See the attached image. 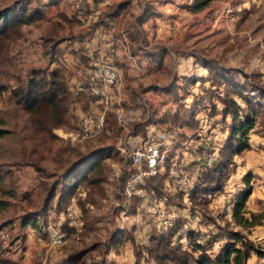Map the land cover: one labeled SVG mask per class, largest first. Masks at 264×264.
<instances>
[{
  "label": "rangeland",
  "instance_id": "374dc122",
  "mask_svg": "<svg viewBox=\"0 0 264 264\" xmlns=\"http://www.w3.org/2000/svg\"><path fill=\"white\" fill-rule=\"evenodd\" d=\"M15 1L17 0H0V8L10 6ZM36 2L32 0L33 5ZM60 2V5L49 7L48 0H40L38 7L48 16L44 22L51 24V33L55 35L53 39L56 42L64 38L69 40L79 38L84 30L80 29L78 24L68 18H62V24L58 21L60 7L71 5L72 0ZM186 7L173 16L179 18L182 25L173 32L170 26L167 28L172 32L170 34H173L172 39L163 41L164 45L150 46L149 50L159 52L161 59L154 60L149 56L157 64V67L146 66L151 73L149 81L138 82L134 87L130 84L131 77L124 75L123 88L114 90L113 103L111 102L112 104L105 110V116L110 113L114 118L116 107L126 108L128 104L135 102L144 88L153 86L154 83H157L159 88H164L173 79H176L177 85L180 86L184 78H194L193 84L185 81L186 91L184 94L179 91V97L175 94L167 97L161 91L156 93L161 103L155 106L154 112L157 114L165 112L161 119L162 123L158 124L156 121L141 123V119L146 117L145 107L142 108L144 104L141 103V106L139 103L132 104L139 108L136 106L138 113L129 125L132 134L141 131L142 139H145L146 132L151 135L163 128L162 124L166 121L179 122L183 127L174 146L166 153L169 173L163 181L162 190L151 188L153 191L151 197L154 200L144 198L140 203L137 202L133 213L127 211V207L122 203L123 177L130 174V171L125 168L127 166L125 159L114 146L115 124L109 125L106 132L87 140L72 141L68 137L69 133L76 130L81 105H87L88 102L83 79L86 63L75 67L71 60L65 62L60 58L52 62L43 59L41 54L36 56L40 59L37 62L40 64L27 66L26 62L21 61L22 51L26 53L35 48V45L39 47L40 52L44 49L42 37L32 39L29 35L19 40L18 36H13L8 43L7 53L0 58V85H3L4 89V93L0 92V130L5 132L0 135V198L5 200L9 198L2 205L1 213L6 218L10 217L9 223L17 219V225L20 217L29 212L35 213L37 226L29 228L37 229L45 240L48 227H60L65 230L68 234L66 242L60 247L52 248L55 252L53 264H65L63 261L66 257L78 250L85 251L81 257L84 264H156L147 257L142 248L149 244L147 240L150 230L159 227L164 221L174 224L173 227L176 229L172 241L174 246L180 245L186 249L195 242L201 245L208 255L214 256L228 242L240 247L241 240L254 249L247 263L264 264V220L258 225L244 229L233 222L231 211L228 209L236 195L245 189L243 177L250 172L251 194L246 202L245 216L264 212V107H262L264 101L259 100L262 106L256 114V125L250 131L251 138L255 141L254 150L257 151L256 146L259 145L263 159L259 161L255 152L235 156L221 189L209 191L210 194L204 199L206 202L204 207L196 205L195 211L192 212L188 202L189 193L205 178L210 167L201 175L199 169L210 158L212 160L217 158V150L226 138L228 126V123L221 121L220 100L225 98L223 87H218L216 80L211 84L213 76L204 68L202 59L215 60L224 67L232 68V74L239 82L253 79L259 85L264 84L262 74L258 71L264 70V0H211L206 10L194 18L187 13ZM40 21L30 24L38 29L43 23ZM191 27L194 29L191 30ZM31 32L33 30L28 34ZM143 41L142 44L149 45L146 40ZM70 53L72 54V51ZM34 63L35 61L32 62ZM32 69L44 70L47 73L61 71L69 92L64 123L50 128L48 136L36 141H32L36 135L32 118L20 105L14 103L11 96V90L19 84L18 81L23 82L31 77ZM251 73H254L253 78ZM76 86L82 88L80 95L71 90V87L76 89ZM255 86L251 85L253 90L245 89L248 91L247 96L254 102L258 100ZM201 88H204V91ZM139 98L138 101L141 102L143 98ZM234 98L240 102L238 98ZM144 102L151 106L150 100L146 99ZM149 113H152V108L149 109ZM105 148L111 150L98 165L90 169L88 176L89 180L97 178L95 184L79 185L71 198L75 204L73 218L68 219L66 214L68 203L56 205L59 182L65 170L95 150ZM258 166L260 167L257 168ZM164 170L165 168L161 174ZM183 176H186L185 184ZM23 177L26 178L25 184L22 181ZM54 183H58L55 185L57 188L46 209L44 200ZM205 223L213 225L220 235L209 239L203 236L206 243L200 244L196 241L203 238L200 232L190 230L200 229ZM130 234L134 243L129 240ZM234 236L239 237L238 241L232 239ZM134 247L142 252L137 263L133 255ZM255 250L261 255H256Z\"/></svg>",
  "mask_w": 264,
  "mask_h": 264
},
{
  "label": "trees",
  "instance_id": "16d2710c",
  "mask_svg": "<svg viewBox=\"0 0 264 264\" xmlns=\"http://www.w3.org/2000/svg\"><path fill=\"white\" fill-rule=\"evenodd\" d=\"M36 1L37 2L33 5L32 0H17L10 6L0 8V58L7 53L10 39L13 36H19V28L22 25L30 24L44 17V11L38 7L40 0ZM210 1L211 0H192L186 9L191 13H197L205 9ZM119 7H121V5L112 6L103 16L107 18L111 17ZM155 15L156 13L154 12L153 6L147 5L142 14L136 19V23L141 26L142 23L148 19H152ZM97 23L96 21L93 25ZM131 37L134 39L137 38V36L132 33ZM145 56L150 59L149 62H153L149 56H152L154 60L161 59V54L153 50L145 52ZM202 63L204 68L209 70L213 76L211 84L215 83L216 80V85L218 87H223L225 98L220 100L222 104L221 121L223 123H228V126L226 138L217 150L216 160L206 172L205 178H203V180L201 179L202 181L197 183L194 190L189 193L188 202L191 205L190 210H192V212L195 211L194 206L202 205L204 207L206 205L204 199L210 194L209 191H218L221 189L224 179L228 175L229 166L233 163V158L249 149V133L256 125V114L262 106L260 101H264V84L259 85L254 82L253 79L239 82V79L232 74V68L224 67L215 60L203 58ZM253 75L254 73H251L252 78ZM193 79L194 78L188 77L184 78V82L180 86L177 85V80L173 79V81L164 88L150 86L147 87L145 91H153L154 93L161 91L164 96L170 97L172 94H175V96L179 97V91L181 94H184L186 91L185 81L193 84L195 82ZM18 82L19 84L11 90V96L15 101L14 103L20 105L22 110L32 118V125L36 133L32 141L44 139V136L49 134L50 128L58 127L64 123L69 92L66 82L63 80V74L59 70L47 73L44 70L32 69L30 78L23 82ZM252 84L256 85L255 87L258 92V100L256 102L247 96L246 92L248 91L245 90L251 88V90H253V87H251ZM201 89L204 91V88ZM1 90H3V87L0 85V91ZM234 97L238 98L240 102H237ZM253 103H255V105ZM262 107H264V105ZM154 113L152 109L151 114L153 115ZM227 119H229L228 122ZM113 124H115V121L112 114L107 113L106 127H109V125L112 126ZM141 129L143 130V126ZM139 132L141 131H137V133ZM3 133L5 132L0 130V135ZM40 136L42 137L39 138ZM109 150H111V148L95 150L89 156H85L72 163L65 170L62 180L59 182L60 188L56 200L57 206L68 203L81 183H87L88 185L95 184L97 178L88 179L91 171L90 169L98 165L109 153ZM34 167L37 168L36 164H34ZM164 168L163 174L160 173L146 180L145 187L148 190L151 188L157 191L162 190L163 181L169 173L168 159L165 161ZM251 175L250 172L244 175L243 183L245 189L236 195L231 210L233 222L244 229L258 225L261 223V220H264V212L259 214L250 213L249 217L245 216L246 202L251 194ZM128 177L129 173L126 177H123V185ZM56 184L54 183L49 188L45 197L44 207H46V209L48 202L54 197V192L57 188L55 186ZM201 185H203V187H201ZM201 197H203V199ZM138 201V199H132L127 211L131 213L135 212ZM59 211H61V209H59ZM36 219V214L29 212L20 217L19 226L21 228L27 226L36 227ZM175 235L176 229L173 226L167 230L161 231H156L152 228L147 240L149 244L144 246L142 251L146 253L148 258L154 260L156 264H250L247 263V260L251 257V252L254 251L250 244H246L239 240L241 243L240 247H236L233 242H228L224 244L214 256H210L201 245L195 242H192L186 249L180 245L174 246L172 241ZM232 239L238 241L239 237L234 236ZM129 240L134 243L131 234ZM84 253V250L75 251L67 256L63 262L65 264H84L81 260ZM195 253H198L197 256H194ZM141 254L142 252L139 248H133L135 263L139 261ZM255 254L258 256L261 255V253L256 250Z\"/></svg>",
  "mask_w": 264,
  "mask_h": 264
},
{
  "label": "built area",
  "instance_id": "2783aa9c",
  "mask_svg": "<svg viewBox=\"0 0 264 264\" xmlns=\"http://www.w3.org/2000/svg\"><path fill=\"white\" fill-rule=\"evenodd\" d=\"M96 1L72 0L71 16L79 22L91 23L97 14L94 9ZM105 1L108 2L109 0ZM94 35L98 41H103L109 36L110 46L106 56H100L96 51L91 53L90 64L84 74V91L87 95L88 102L87 105H81L82 113L77 120L76 130L68 134V137L72 141L87 140L107 131L105 110L113 103L112 99L114 96L112 94L114 90H119L123 82V75L113 61L115 52L119 46L129 59L131 65L138 70L134 82L149 81L148 79L151 73L149 69H146V66H156L155 62H149L150 59L145 56V52L150 48L149 45L138 43L136 47L137 53L132 51L128 35L124 30L117 28V19L115 16L110 18L106 25L97 28ZM21 61H27L24 55L21 56ZM141 68L143 70H140ZM139 97L143 98L139 102V105L141 106V103H143L142 108L145 107L146 110V117L143 120L141 119V123L151 122V120L156 121L158 124L162 123L161 119H163L165 112H161L160 114L156 112L151 116L149 113L151 106L144 102L146 98L142 94ZM164 100L166 99L164 98ZM136 108L132 104H128L126 108L119 106L114 110L116 128L114 146L125 159L127 165L125 168H127V171H130L129 177L126 179L121 191L122 203L127 208L132 199H138L139 203L144 198L154 200L151 197L153 191H147L145 182L148 178L155 177L161 173L164 168L166 153L174 146L176 139L183 131V127L179 122L166 121L162 124L163 128L158 129L156 133L151 135L146 132L145 139H142L143 134L141 132L139 134H132L129 125L130 121L137 115ZM215 160L216 158H213V160L210 158L201 168L199 167V175L205 173ZM185 177H182L184 184L186 183ZM228 209L231 211L232 205H229ZM74 211V200L70 199L66 207L68 219L73 218ZM172 226H174L173 222L164 221L159 227L153 228L156 231H161L167 230ZM213 227V225L205 223L200 229L189 230L192 232H200L202 237L204 236L206 239H209L213 236L220 235ZM186 234L188 235V232ZM67 237V232L60 227L50 226L46 230L48 244L52 247L62 246L66 242ZM204 237L196 241L200 244H205L206 239ZM222 237L223 239L225 238L224 236Z\"/></svg>",
  "mask_w": 264,
  "mask_h": 264
},
{
  "label": "crops",
  "instance_id": "0c3cea01",
  "mask_svg": "<svg viewBox=\"0 0 264 264\" xmlns=\"http://www.w3.org/2000/svg\"><path fill=\"white\" fill-rule=\"evenodd\" d=\"M48 1H49L48 4L49 7L52 5L57 6L61 4L60 2L61 0H48ZM191 1L192 0H109L108 2H106L105 0H97L94 8L95 13L97 14L91 23L79 22L71 16L72 3L69 6L65 5L64 8H62L61 6L58 14L59 16L58 21L62 24L61 22L62 18H68L69 20L74 21L76 24H78L79 28L84 30V32L82 31V34L79 36V38L77 37L74 38L73 40L64 38L56 42V40L53 39L55 35H52L51 33L52 30L51 24L47 23L46 21L44 22V20H46V18L48 17L44 12V17L40 21L43 23L39 26L38 29L37 28L35 29L34 26H32V24L22 25L19 28V36H18V40L20 38L27 37L28 35L31 36L32 39H36L37 37L40 36L42 37V39H44V43H43L44 49L42 50V52H40L39 47L35 45L36 46L35 48L33 47L32 50L28 52L26 51V53L25 51H22V55L26 57L27 66L40 64L37 63L38 61H40V59H38L36 56H40L41 54L43 56V59L50 60L52 62L55 59H60V58H63L65 62L71 60L74 62L73 64L75 65V67H78L85 62L86 67L83 71V74H85L86 70L89 67L90 59H91L90 56L91 53H93V51H96V53L100 56H106L108 53V49L110 46L109 44L110 37L107 36L105 40L98 41L94 35V32L100 26L106 25L110 18L114 16L116 17L117 28L122 29L126 32L129 38L132 51L134 53H137L136 48L133 49V47H137L138 43H141L143 39L147 41L149 46L164 45L163 41L172 39L173 34L171 35L170 34L171 31L167 28H169L170 26L173 32L176 28H179L182 25L180 19L173 16L179 10H182V8L185 9V7L189 5ZM115 5H121V7L115 10L114 14L111 17L109 18L104 17L103 16L104 13L109 8ZM147 5L153 6L156 15L152 19H148L147 21L142 23L141 26H139L136 23V19L142 14L145 6ZM205 10L206 8L197 13H191L187 10V13H189L191 18H194L196 17L197 14L202 13ZM96 21L98 23L93 25ZM186 23L189 24L188 21ZM187 27L190 29L189 26ZM193 29L194 27H191V30ZM30 30H33V32L28 34ZM131 33L135 34L137 36L136 39L138 40L131 37ZM46 46L48 47L45 48ZM71 51L72 54L70 53ZM34 61L35 63L32 64V62ZM113 61L115 62L116 66L120 69L123 77L124 75L127 77L128 76L131 77L130 84L135 87L137 83L134 82V78L138 73L137 72L138 70L131 65L129 59L120 49V46L117 48L115 52ZM142 65L144 66V64ZM140 70L143 69L141 68ZM258 71H260V73L262 74L261 77H263L264 79V70L260 69ZM83 79H84V75H83ZM153 86L158 87V84L154 83ZM120 88H123L122 84ZM81 89H82L81 86H76V89L71 87V90H74V92L77 95L81 94L80 92ZM0 92L4 93V89L1 90ZM142 96L147 100H150V105L153 110L156 109L155 107L156 105L161 103L156 93H154L153 91L145 92V88L142 92ZM162 98L164 99L165 97ZM138 100H139V96L137 97V100L131 104L139 103ZM139 106L137 107L139 108ZM81 113L82 112L80 111L77 120L80 117ZM254 143L255 141H253V139L251 138V134L249 133L250 147L248 150L244 151L243 153H245V155H250V153L255 152L256 156L259 158V161H261V159H263V156L260 154L262 149L258 145L256 146L257 147L256 150L258 152L255 151ZM18 148L19 147L17 145V149ZM259 167L260 166H258L257 168ZM8 169L12 170L14 168H8ZM247 169L252 170L253 168H247ZM14 172L16 173V170H14ZM22 181L23 184H25L26 178L22 179ZM7 200H5L2 197L0 198V264H53V262L55 261V254H54L55 252L52 249L53 247L48 244L47 239L45 240L44 237H41V235L37 232V229H35L36 227L29 228V226H27L21 228L19 225H17V221H16L17 219L13 220L12 221L13 223H9L10 217L6 218L5 215L1 213L3 211L2 205H4Z\"/></svg>",
  "mask_w": 264,
  "mask_h": 264
}]
</instances>
